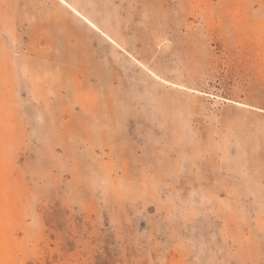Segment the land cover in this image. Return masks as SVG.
Returning <instances> with one entry per match:
<instances>
[{
  "label": "rangeland",
  "instance_id": "374dc122",
  "mask_svg": "<svg viewBox=\"0 0 264 264\" xmlns=\"http://www.w3.org/2000/svg\"><path fill=\"white\" fill-rule=\"evenodd\" d=\"M0 0V264H264V0Z\"/></svg>",
  "mask_w": 264,
  "mask_h": 264
},
{
  "label": "bare ground",
  "instance_id": "6f19581e",
  "mask_svg": "<svg viewBox=\"0 0 264 264\" xmlns=\"http://www.w3.org/2000/svg\"><path fill=\"white\" fill-rule=\"evenodd\" d=\"M64 4H66L69 9L75 13L76 15H78L80 18L83 19V21H85L90 27L97 29V27L92 23V21H90L89 19H87L86 17H84L82 14H80L74 7L70 6L69 4H67L64 0H61Z\"/></svg>",
  "mask_w": 264,
  "mask_h": 264
}]
</instances>
